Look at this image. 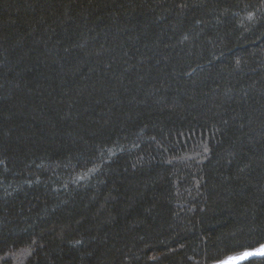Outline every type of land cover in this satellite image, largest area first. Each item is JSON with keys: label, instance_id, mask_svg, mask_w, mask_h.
Segmentation results:
<instances>
[{"label": "trees", "instance_id": "16d2710c", "mask_svg": "<svg viewBox=\"0 0 264 264\" xmlns=\"http://www.w3.org/2000/svg\"><path fill=\"white\" fill-rule=\"evenodd\" d=\"M263 243L264 0H0V258Z\"/></svg>", "mask_w": 264, "mask_h": 264}, {"label": "rangeland", "instance_id": "374dc122", "mask_svg": "<svg viewBox=\"0 0 264 264\" xmlns=\"http://www.w3.org/2000/svg\"><path fill=\"white\" fill-rule=\"evenodd\" d=\"M198 160H199V158H198ZM92 169H95V168H92ZM92 169L89 168L88 171L80 169V168L76 169L74 174H73L74 179H77V181L78 180H80V181L81 180H86L87 178H85V177H90L91 176L90 173H91ZM81 177H83V178H81ZM262 245H264V243ZM262 245H260V246H262ZM260 246H258V247H260ZM258 247L254 248V249L245 250V251H243L242 253H239V254L230 255L226 259H224L222 261H219V262H216V263H213V264H218V263L223 262V261H227V260H232V259H235V258L243 257L244 253H248V252L254 251L255 249H258ZM27 253H28V250H20V251H17V252H13V253H11V254H9L7 256H4V257L0 258V264H17L19 262H22L21 259L24 256H26ZM260 257H264V255H257V256L247 257L246 259H242L241 261L236 262L234 264H243V263H245L246 261H248L250 259L260 258Z\"/></svg>", "mask_w": 264, "mask_h": 264}, {"label": "bare ground", "instance_id": "6f19581e", "mask_svg": "<svg viewBox=\"0 0 264 264\" xmlns=\"http://www.w3.org/2000/svg\"><path fill=\"white\" fill-rule=\"evenodd\" d=\"M261 247H264V245L258 247V249H260ZM258 249H255L254 251H251V252H255ZM251 252H248V253H251ZM255 256H257V255H255ZM248 257H251V256H248ZM246 258L243 256V257H240V258H235V259H232V260L223 261V262H220L218 264H234V263L239 262L242 259H246Z\"/></svg>", "mask_w": 264, "mask_h": 264}, {"label": "snow or ice", "instance_id": "6c2138e0", "mask_svg": "<svg viewBox=\"0 0 264 264\" xmlns=\"http://www.w3.org/2000/svg\"><path fill=\"white\" fill-rule=\"evenodd\" d=\"M243 255L245 258L248 256L264 255V247H261L260 249L256 250L255 252L244 253Z\"/></svg>", "mask_w": 264, "mask_h": 264}]
</instances>
